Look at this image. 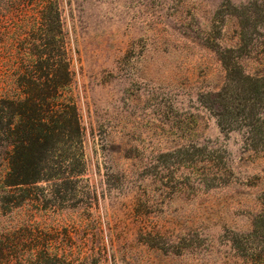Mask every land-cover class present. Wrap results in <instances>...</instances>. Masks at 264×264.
Here are the masks:
<instances>
[{"label":"rangeland","instance_id":"obj_1","mask_svg":"<svg viewBox=\"0 0 264 264\" xmlns=\"http://www.w3.org/2000/svg\"><path fill=\"white\" fill-rule=\"evenodd\" d=\"M58 61L83 171L0 204L10 264H264V0L0 3V98Z\"/></svg>","mask_w":264,"mask_h":264},{"label":"trees","instance_id":"obj_2","mask_svg":"<svg viewBox=\"0 0 264 264\" xmlns=\"http://www.w3.org/2000/svg\"><path fill=\"white\" fill-rule=\"evenodd\" d=\"M44 70L25 69L18 96L0 98V155L6 156L7 166L0 178L1 208L36 201L27 192L37 184L65 181L83 171L84 131L77 108L66 94L71 74L60 61ZM244 79L249 85L264 82V77ZM43 247L40 261L51 257L50 245ZM8 257V252L0 251V264H10Z\"/></svg>","mask_w":264,"mask_h":264}]
</instances>
